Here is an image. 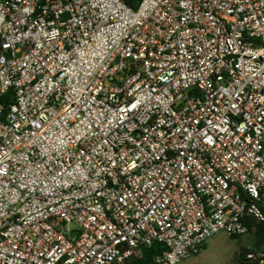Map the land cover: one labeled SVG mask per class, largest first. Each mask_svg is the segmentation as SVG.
<instances>
[{
	"label": "built area",
	"instance_id": "1",
	"mask_svg": "<svg viewBox=\"0 0 264 264\" xmlns=\"http://www.w3.org/2000/svg\"><path fill=\"white\" fill-rule=\"evenodd\" d=\"M9 92L0 264H179L264 222V0H0Z\"/></svg>",
	"mask_w": 264,
	"mask_h": 264
},
{
	"label": "rangeland",
	"instance_id": "2",
	"mask_svg": "<svg viewBox=\"0 0 264 264\" xmlns=\"http://www.w3.org/2000/svg\"><path fill=\"white\" fill-rule=\"evenodd\" d=\"M254 245L253 232L242 235L237 239H233L226 234H218L209 240L207 248L200 254L179 264H242L240 259L246 252L254 253L256 257L264 254V246L261 250H256Z\"/></svg>",
	"mask_w": 264,
	"mask_h": 264
},
{
	"label": "trees",
	"instance_id": "3",
	"mask_svg": "<svg viewBox=\"0 0 264 264\" xmlns=\"http://www.w3.org/2000/svg\"><path fill=\"white\" fill-rule=\"evenodd\" d=\"M126 5L132 9H137L141 0H122ZM12 98V92L7 95L0 97V103L5 107L9 104ZM250 232L254 233L256 250H261L264 246V222H251ZM233 239L240 238V236H230ZM207 248V244L204 246L203 250ZM164 250V246L158 242H154L150 247H141L140 254L133 255L127 261V264H156L154 262V257ZM250 253H244L240 259L242 264H264V254L260 257L254 259H248ZM254 254V253H253Z\"/></svg>",
	"mask_w": 264,
	"mask_h": 264
}]
</instances>
